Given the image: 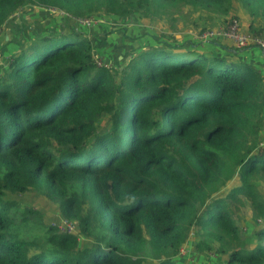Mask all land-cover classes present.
I'll use <instances>...</instances> for the list:
<instances>
[{
    "label": "trees",
    "instance_id": "obj_1",
    "mask_svg": "<svg viewBox=\"0 0 264 264\" xmlns=\"http://www.w3.org/2000/svg\"><path fill=\"white\" fill-rule=\"evenodd\" d=\"M29 6L127 22L188 9L215 26L247 15L264 36V0H0V30H26L0 72V264H181L193 233L199 252L264 264V60L240 58L261 47L148 32L117 71L83 29L31 35L16 20ZM32 191L78 231L35 232L40 211L10 197Z\"/></svg>",
    "mask_w": 264,
    "mask_h": 264
},
{
    "label": "rangeland",
    "instance_id": "obj_2",
    "mask_svg": "<svg viewBox=\"0 0 264 264\" xmlns=\"http://www.w3.org/2000/svg\"><path fill=\"white\" fill-rule=\"evenodd\" d=\"M27 9L28 10L21 14V16L16 15V20L21 23V19H23L25 28H29L27 29V32L32 30L30 33L31 35L36 34L35 32L43 33L50 29H70V27L75 30L83 29L91 37V40L95 45L96 59L102 61L103 65L117 71L122 70L128 64L129 59L134 53L137 54L138 50L141 49L139 47L142 46V48H145L146 46H150L151 43H149V41L153 42V39L149 34L146 35L148 32L156 33L157 36L162 35L163 33L165 35L167 34L166 36L168 39L175 35L178 43L192 40L195 41L198 47H202L203 49L206 47L209 50L217 51V48L213 43L215 40L200 42L198 37L199 33L204 28L215 26L214 21L205 20L203 17L199 18L200 14L198 12H192L188 9H183L176 16L178 17L177 19L162 18L151 20L148 18H141L137 15L132 16L131 22H127V20L123 18L98 16L93 17L94 23L90 26L84 24L81 21L82 19H73L65 15L63 12H57L55 9H44L35 6H29ZM217 20L219 23L222 19L217 18ZM251 21L252 19L250 17L244 15L243 23L245 25L242 24V26L248 28ZM254 22H256V25L260 24L258 19ZM20 28L21 27L12 20V23H10L7 30H0V72L7 67L9 58L14 55L15 51L20 47L19 35H22L26 31L25 29ZM205 43H208V45H205ZM225 45L234 46V44L230 43H225ZM261 49L263 50L261 54L255 53L259 54V56L253 54L254 56L251 59L250 54L247 53L241 55L240 58L255 61L260 65L262 62L259 61L264 60V49L262 47ZM252 50L259 52V49ZM120 76L121 73L117 75L118 80L120 79ZM261 190L264 193V188ZM10 197L18 199L20 203L25 206H32L40 211V218L33 221L34 223L38 222L37 226L34 228L37 233L42 223L55 225L67 218L62 215L58 202L47 199L39 192L32 191L22 195H11ZM247 213L248 211L245 209L242 214L246 216ZM40 221H42V223ZM73 221L75 223L74 233H76L78 231V222L77 220ZM252 228L251 224L245 225L242 232L246 234L247 237H250L249 235L251 234ZM196 241L197 236L193 233L190 235L187 244L182 248L183 251L180 252L176 258L181 264H228L225 255L218 256L211 253L197 251L195 247ZM88 242L87 238H81L80 243L85 244ZM148 263H152V260Z\"/></svg>",
    "mask_w": 264,
    "mask_h": 264
},
{
    "label": "built area",
    "instance_id": "obj_3",
    "mask_svg": "<svg viewBox=\"0 0 264 264\" xmlns=\"http://www.w3.org/2000/svg\"><path fill=\"white\" fill-rule=\"evenodd\" d=\"M84 24L90 26L94 23L93 18H85L81 20ZM200 42L226 39L229 40L238 49L248 47L251 44H256L264 49V36L253 35L243 30L240 21L237 18H232L229 21L221 20L216 26L202 30L199 33ZM99 66H103L102 61H96ZM60 229L74 232L75 223L73 220L65 218L60 223L55 224ZM183 249L181 250V252Z\"/></svg>",
    "mask_w": 264,
    "mask_h": 264
},
{
    "label": "crops",
    "instance_id": "obj_4",
    "mask_svg": "<svg viewBox=\"0 0 264 264\" xmlns=\"http://www.w3.org/2000/svg\"><path fill=\"white\" fill-rule=\"evenodd\" d=\"M244 24V23H243ZM245 25V24H244ZM244 28V27H243ZM226 40V39H225ZM226 41H229V40H226ZM230 42V41H229ZM231 43V42H230Z\"/></svg>",
    "mask_w": 264,
    "mask_h": 264
}]
</instances>
